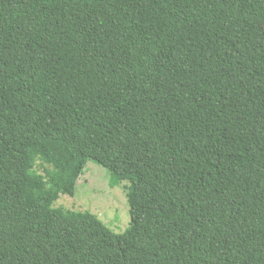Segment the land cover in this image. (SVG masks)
I'll list each match as a JSON object with an SVG mask.
<instances>
[{
  "label": "trees",
  "instance_id": "16d2710c",
  "mask_svg": "<svg viewBox=\"0 0 264 264\" xmlns=\"http://www.w3.org/2000/svg\"><path fill=\"white\" fill-rule=\"evenodd\" d=\"M89 160L121 233L52 207ZM0 264H264V0H0Z\"/></svg>",
  "mask_w": 264,
  "mask_h": 264
},
{
  "label": "rangeland",
  "instance_id": "374dc122",
  "mask_svg": "<svg viewBox=\"0 0 264 264\" xmlns=\"http://www.w3.org/2000/svg\"><path fill=\"white\" fill-rule=\"evenodd\" d=\"M42 173V170L39 171ZM110 172L99 163L89 160L77 181L73 196L61 193L52 207L73 211H89L97 216L113 232L121 233L130 222L127 192L129 180L115 187L110 186ZM37 202L34 201L33 203ZM21 238H31L47 245L57 242V236L45 220L43 203L30 208Z\"/></svg>",
  "mask_w": 264,
  "mask_h": 264
}]
</instances>
